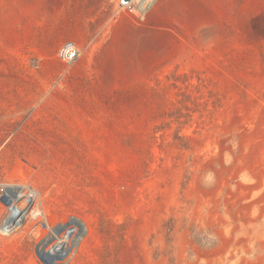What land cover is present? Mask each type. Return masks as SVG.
Listing matches in <instances>:
<instances>
[{
	"label": "rangeland",
	"instance_id": "1",
	"mask_svg": "<svg viewBox=\"0 0 264 264\" xmlns=\"http://www.w3.org/2000/svg\"><path fill=\"white\" fill-rule=\"evenodd\" d=\"M0 264H264V0H0Z\"/></svg>",
	"mask_w": 264,
	"mask_h": 264
},
{
	"label": "bare ground",
	"instance_id": "2",
	"mask_svg": "<svg viewBox=\"0 0 264 264\" xmlns=\"http://www.w3.org/2000/svg\"><path fill=\"white\" fill-rule=\"evenodd\" d=\"M24 196L29 197L30 194L26 193ZM8 198L9 197H7V200ZM24 214H25V219L31 218V222L34 223V230H39L40 228H42L41 226L43 224L45 225V221H43V217L45 216L44 210L39 204V202H37L36 200L34 201V203H32V205L29 207V209ZM20 217H21V214H18V215L12 216V219L18 222ZM54 239L56 242L60 241V240H56L55 236H54ZM55 241L51 244V246H49V249H47L45 255L43 256L48 262L49 261L52 262L56 258H61L62 252L59 248L61 244L56 243Z\"/></svg>",
	"mask_w": 264,
	"mask_h": 264
},
{
	"label": "built area",
	"instance_id": "3",
	"mask_svg": "<svg viewBox=\"0 0 264 264\" xmlns=\"http://www.w3.org/2000/svg\"><path fill=\"white\" fill-rule=\"evenodd\" d=\"M124 4L127 5V3H123V2H122V6H124ZM128 4H129V3H128ZM79 53H80V50H79V48L76 46V44H75L74 42L66 41V42H64V43L61 45V47H60V49H59V51H58V56H59V58H60L61 60L70 63V62H73L75 59L78 58ZM25 194H26V192H25L24 194H22V195H25ZM14 200H15V199H13V200L10 201V203H11V202H14V203H13L12 205H10V207H9V212H10V213H11L12 211H17V212H19L18 210H16V209H17V204H18V203L20 204L22 199H17V197H16V202H15ZM20 212H21V211H20ZM22 213H23V212H22Z\"/></svg>",
	"mask_w": 264,
	"mask_h": 264
},
{
	"label": "water",
	"instance_id": "4",
	"mask_svg": "<svg viewBox=\"0 0 264 264\" xmlns=\"http://www.w3.org/2000/svg\"><path fill=\"white\" fill-rule=\"evenodd\" d=\"M131 0H122L123 3H129Z\"/></svg>",
	"mask_w": 264,
	"mask_h": 264
},
{
	"label": "trees",
	"instance_id": "5",
	"mask_svg": "<svg viewBox=\"0 0 264 264\" xmlns=\"http://www.w3.org/2000/svg\"><path fill=\"white\" fill-rule=\"evenodd\" d=\"M163 227L165 228V225H163Z\"/></svg>",
	"mask_w": 264,
	"mask_h": 264
}]
</instances>
